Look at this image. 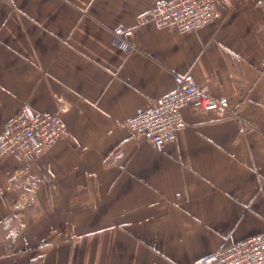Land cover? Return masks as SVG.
<instances>
[{
  "label": "crops",
  "instance_id": "obj_1",
  "mask_svg": "<svg viewBox=\"0 0 264 264\" xmlns=\"http://www.w3.org/2000/svg\"><path fill=\"white\" fill-rule=\"evenodd\" d=\"M153 2L0 0V133L23 105L66 126L0 158V264H199L264 234V0L184 32L141 24ZM185 74L228 112L189 104L161 149L129 132Z\"/></svg>",
  "mask_w": 264,
  "mask_h": 264
},
{
  "label": "built area",
  "instance_id": "obj_2",
  "mask_svg": "<svg viewBox=\"0 0 264 264\" xmlns=\"http://www.w3.org/2000/svg\"><path fill=\"white\" fill-rule=\"evenodd\" d=\"M220 4L221 0H154L139 22L153 23L158 28L174 26L180 32L199 30L221 17ZM131 35L130 30L116 28L111 43L119 51L129 53L134 48ZM174 81L175 88L169 94L138 109L126 122L129 132L156 149L174 141L184 129L182 110L189 104L219 115L226 114L230 108L227 98L213 97L190 74L176 75ZM65 135L66 126L59 113L44 114L23 105L0 133V158L39 157ZM199 264H264V234L223 247L202 258Z\"/></svg>",
  "mask_w": 264,
  "mask_h": 264
}]
</instances>
